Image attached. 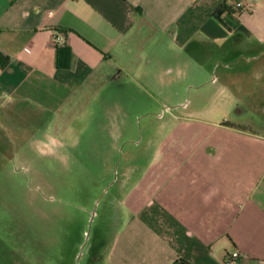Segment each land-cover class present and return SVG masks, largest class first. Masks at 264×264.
<instances>
[{
  "label": "crops",
  "instance_id": "crops-1",
  "mask_svg": "<svg viewBox=\"0 0 264 264\" xmlns=\"http://www.w3.org/2000/svg\"><path fill=\"white\" fill-rule=\"evenodd\" d=\"M52 29L67 33L66 67ZM5 61L0 173L30 157L49 159L57 175L70 168L61 158L86 157L78 147L92 121L129 125L118 102L101 100L123 75L166 106L148 163L126 168L103 264H225L235 251L237 264H264V0H0ZM215 111L224 119L198 117ZM49 137L64 148L38 155ZM99 143L100 157H116L106 147L115 139Z\"/></svg>",
  "mask_w": 264,
  "mask_h": 264
},
{
  "label": "rangeland",
  "instance_id": "rangeland-1",
  "mask_svg": "<svg viewBox=\"0 0 264 264\" xmlns=\"http://www.w3.org/2000/svg\"><path fill=\"white\" fill-rule=\"evenodd\" d=\"M120 84L119 87H109L101 100L118 102L117 118L122 123L128 120L129 125L98 127L97 121H92L84 128V142L78 147V150L82 146L87 148L84 151L86 157L63 159V163L70 164L69 169H60L59 174L52 175L49 159L28 157L21 161L25 166H31V172L11 175L14 165L19 166L11 160L6 161L0 173V185L5 184L0 186V264H103V254L120 228L116 205L123 190L122 184L131 180V176L125 174L126 168L133 165L135 171L148 163V156L154 152L156 143L147 146V139L157 131V117L168 116L166 106L156 100L160 96L155 95L153 99L148 94L134 91L131 78L124 75ZM189 88L186 98L192 95ZM222 97H215L214 109ZM211 101L207 97L201 105L206 106ZM246 113L255 115V112ZM222 115L221 111H215L213 115L198 117L222 120ZM234 115L237 116L238 111ZM229 118L236 119L233 114ZM248 129L261 130L258 126ZM99 138L106 142L117 141L119 147L106 145L112 150L107 153L115 158L103 159L100 156L104 153H96L100 144L104 146L99 143ZM133 139L134 145L130 142ZM133 154V161L127 159ZM66 197L77 198L75 201L83 202L84 208L69 210L62 202ZM98 199L101 201L96 206ZM60 230H65L63 235ZM83 246V255L78 259Z\"/></svg>",
  "mask_w": 264,
  "mask_h": 264
},
{
  "label": "clouds",
  "instance_id": "clouds-1",
  "mask_svg": "<svg viewBox=\"0 0 264 264\" xmlns=\"http://www.w3.org/2000/svg\"><path fill=\"white\" fill-rule=\"evenodd\" d=\"M39 143H43L45 145L46 151L39 147ZM39 143L35 148V151L40 156H56L58 151L64 148V144L61 141H58L55 137H49L47 141H41ZM61 162H64L63 158H61ZM19 170L27 175L31 172V166L20 164ZM37 190H39V188H37Z\"/></svg>",
  "mask_w": 264,
  "mask_h": 264
},
{
  "label": "trees",
  "instance_id": "trees-1",
  "mask_svg": "<svg viewBox=\"0 0 264 264\" xmlns=\"http://www.w3.org/2000/svg\"><path fill=\"white\" fill-rule=\"evenodd\" d=\"M68 55H69V48L67 46H63V47L58 48V57L57 58H58V65L60 67H66L67 66V64H68ZM6 62L7 61H5L4 64L0 63V66L1 67H4L5 64H6ZM226 125L231 126V127H234L231 124H227L226 123ZM76 199L77 198L74 199V197H71V198H67L66 197V198H64L62 200V202H65L64 204H65V206L69 210H72L73 209L75 211L78 208H84L83 202H81V201H75ZM67 217H69V216H67ZM67 220H68V218H67ZM73 223H74V225H76L75 224V221H73ZM60 231L62 232L61 235H63V232L65 230H60ZM56 264H58V262H56Z\"/></svg>",
  "mask_w": 264,
  "mask_h": 264
},
{
  "label": "built area",
  "instance_id": "built-area-1",
  "mask_svg": "<svg viewBox=\"0 0 264 264\" xmlns=\"http://www.w3.org/2000/svg\"><path fill=\"white\" fill-rule=\"evenodd\" d=\"M52 38L54 41V45L58 48L66 46V35L67 33L62 30H56L52 29L51 30ZM241 257L240 252L235 251L226 260L225 264H237L238 259Z\"/></svg>",
  "mask_w": 264,
  "mask_h": 264
},
{
  "label": "water",
  "instance_id": "water-1",
  "mask_svg": "<svg viewBox=\"0 0 264 264\" xmlns=\"http://www.w3.org/2000/svg\"><path fill=\"white\" fill-rule=\"evenodd\" d=\"M98 203H99V201L96 203V206L98 205ZM96 209V208H95ZM94 216H95V210H94V212H93V214H92V218H91V221H90V226L92 225V222H93V219H94ZM89 238V233H88V235H87V239Z\"/></svg>",
  "mask_w": 264,
  "mask_h": 264
},
{
  "label": "flooded vegetation",
  "instance_id": "flooded-vegetation-1",
  "mask_svg": "<svg viewBox=\"0 0 264 264\" xmlns=\"http://www.w3.org/2000/svg\"><path fill=\"white\" fill-rule=\"evenodd\" d=\"M111 185H112V184H111ZM98 201H99V203H100L101 199H98L97 202H98ZM97 202H96V203H97ZM99 203H98V204H99ZM93 220H94V219H93ZM83 252H84V246L82 247V250H81V252H80V254H79L78 259H80V257L83 255Z\"/></svg>",
  "mask_w": 264,
  "mask_h": 264
}]
</instances>
